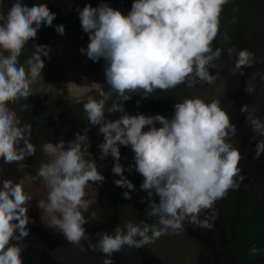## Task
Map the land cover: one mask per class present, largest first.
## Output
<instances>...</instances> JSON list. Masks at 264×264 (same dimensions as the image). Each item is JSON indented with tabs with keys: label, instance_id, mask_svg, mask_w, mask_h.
Wrapping results in <instances>:
<instances>
[{
	"label": "clouds",
	"instance_id": "clouds-1",
	"mask_svg": "<svg viewBox=\"0 0 264 264\" xmlns=\"http://www.w3.org/2000/svg\"><path fill=\"white\" fill-rule=\"evenodd\" d=\"M227 3L229 0H134L127 15L107 3L77 8L81 28L90 41L80 52L93 62L105 60L104 73L110 88L109 92H100L101 99L89 98L83 104L88 121L99 126L104 138L99 145L100 159L111 155V170L120 177L113 183L126 188L123 196L130 200L135 185L124 176L120 163V146H130L135 170L143 177L140 189L149 198L146 215L159 218L158 226L127 222L123 229L116 227L114 235L97 233L100 238L95 244L89 241L88 248L103 255L102 264H114L113 253L125 245L141 248L162 235L184 231L185 222L211 230L212 221L218 218L216 202L225 198L229 190H238L245 179L239 167V148L226 142L237 129L219 101L205 103L198 97L186 98L174 105L170 119L159 114L129 115L120 102L131 99L127 92L142 90L148 97L154 90L168 91L180 84L193 88L197 83L216 82L218 74H210L209 69H217L214 61L221 57L223 49L213 50L212 45ZM54 19L56 13L47 3L27 7L21 0H15L6 17L0 16V162L4 164L22 162L36 153L31 124H22L8 104L28 98L30 86L42 79V57H48L51 51L48 45H33L27 70L18 58L29 41L37 37L38 29L42 25L51 27ZM55 30L65 34L63 24L56 25ZM233 54L234 66L229 70L232 75H243V68L255 63L254 54L246 48H228L230 59ZM256 76L264 80L258 72L252 74V80ZM245 91L251 95L255 85L248 81ZM113 93L118 99L113 100L107 112L123 115L106 120L105 104ZM241 112L247 114L252 131L264 137V123L248 112V105ZM157 122L159 128L155 126ZM145 126L150 130L142 131ZM87 131L77 133L67 148L63 140L44 144L42 150L48 159L37 170L47 188L46 200L37 201L42 220L47 218V227L58 229L74 246L88 240L83 227L88 220L81 211L86 210L85 189L90 182L105 180L88 151ZM84 152H88L89 159H85ZM255 152V158L264 153V139L256 145ZM18 167L22 170L27 165L19 163ZM154 196L159 197V203ZM32 199L20 183L10 179L0 182V264H23L21 253L26 246L22 241L29 235L30 222L26 205Z\"/></svg>",
	"mask_w": 264,
	"mask_h": 264
},
{
	"label": "rangeland",
	"instance_id": "rangeland-1",
	"mask_svg": "<svg viewBox=\"0 0 264 264\" xmlns=\"http://www.w3.org/2000/svg\"><path fill=\"white\" fill-rule=\"evenodd\" d=\"M14 2L15 0H0V16L6 17ZM133 2L134 0H21L27 7L47 3L49 9L56 13L53 25L51 27L42 25L38 29L37 37L29 41L18 58L19 64L24 65L27 70L26 61L31 58L34 44L48 45L51 49L48 57H42L45 62L42 79L38 78L30 86L33 98L19 100L17 109L14 108L15 101L8 104V108L16 114L22 124H31V142L36 147V153L32 157H26L22 162L8 164L0 162V182L3 179H10L14 183H20L24 192L33 197L26 205L29 207L30 222L27 225L29 235L22 241L26 246L21 253L23 264H102L103 255L88 248L89 241L97 243L100 238L97 233L110 234L116 227L124 228L127 222L139 224L143 221L149 227L158 226V217L146 215L149 206L147 192L142 191L141 184L133 178H128L135 185V191L130 193L132 196L130 200L123 196L127 189L117 187L114 183L99 185L90 182L86 187L84 197L86 210L81 211L88 220L83 226L88 240H82L80 246L71 245L58 229L48 228L47 218L42 220V212L37 206L38 200L47 198V188L37 176V170L48 159L42 150L46 143L56 144L63 140L65 146H68L69 142L75 140L77 133L84 134L85 129H88L87 136L90 142L88 151L91 159L95 160L101 173L112 171L114 161L111 155L100 159L99 145L104 142V138L99 134V126L91 125L83 110V104L89 98L99 100L100 92H106L105 60L101 58L98 62H93L88 59L86 53L80 52L82 47L87 48L90 41L88 34L84 33L74 20L78 14L77 8L83 9L86 4L98 7L101 3H107L121 11L123 15H127ZM249 5L241 4L238 0H229V3L223 6L219 33L212 45L213 50L221 48L223 52L221 57L214 61L217 69H209L210 74H218L216 82L197 83L193 88L180 84L168 91L154 90L148 97L143 96L142 90L127 92L126 95L131 96V99L120 101L129 115L159 114L169 119L174 115V105L186 98L198 97L205 103L219 101L220 107L228 113L230 122L236 126V135L229 134L226 142L239 148L242 156L239 167L245 177L243 182H240L238 190H229L225 198L216 202L218 218L212 221L214 227L211 230L185 222L184 231L162 235L144 247L134 248L140 264H221L228 230L227 212L239 206L246 183L258 180L264 175V153L255 158L256 145L264 137L252 131L246 120L247 114L241 112V108L248 105V112L264 123V105L261 104L264 101V80L260 76L252 80L253 73L264 75V8L249 13L239 10ZM60 24L65 26L64 35L58 34L55 30V26ZM226 31L228 34L224 33ZM225 35H230L227 40L224 39ZM230 47L246 48L254 54L255 63L252 67L243 68V75L230 74L229 70L234 66L235 60V54L231 59L227 55V49ZM248 81L255 85V91L251 95L245 91ZM45 89L48 91L45 92ZM117 99L113 93L106 101V120H115L123 115L120 112H107L113 100ZM137 101H140L139 107ZM155 126L159 128L161 125L157 122ZM148 130L149 126L142 129ZM120 153L122 165L130 156H134L130 146H120ZM84 155L85 159H89L88 152H84ZM19 163L27 167L21 170L18 167ZM154 199L159 203L158 196H154ZM203 218L202 215L201 219ZM148 234L151 236V232ZM82 248L85 250L82 251ZM112 259L114 264H124L120 252L113 253Z\"/></svg>",
	"mask_w": 264,
	"mask_h": 264
},
{
	"label": "trees",
	"instance_id": "trees-1",
	"mask_svg": "<svg viewBox=\"0 0 264 264\" xmlns=\"http://www.w3.org/2000/svg\"><path fill=\"white\" fill-rule=\"evenodd\" d=\"M238 1L244 5L250 4L246 8L241 7L239 9L247 11V13L264 8V0ZM74 21L81 27L78 14ZM224 33L228 34V31ZM109 91L110 88L107 85L106 92ZM28 98H33L31 92ZM19 104L18 101H15L14 108L17 109ZM261 104L264 105V101ZM32 106L35 107L36 105ZM134 165V156H130L122 165L125 169L124 176L133 178L138 184H141L143 177L136 172ZM101 174L105 177V180L97 183L99 185H106L120 179L112 171H105ZM243 193L237 209L234 206L235 208L229 209L227 212L228 230L221 264H264V175L258 180L255 179L253 182L246 183ZM110 234L114 235L113 232ZM254 249L255 251H253ZM120 255L124 264H140L139 257L134 248H129L125 245L120 251Z\"/></svg>",
	"mask_w": 264,
	"mask_h": 264
}]
</instances>
